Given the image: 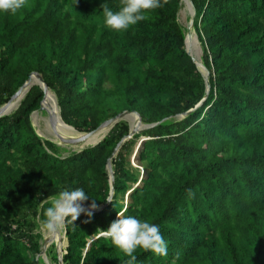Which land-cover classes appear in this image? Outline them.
<instances>
[{
    "label": "trees",
    "instance_id": "obj_1",
    "mask_svg": "<svg viewBox=\"0 0 264 264\" xmlns=\"http://www.w3.org/2000/svg\"><path fill=\"white\" fill-rule=\"evenodd\" d=\"M104 3L117 11L120 0H28L0 12V107L37 73L80 133L125 111L150 126L130 138L121 121L62 157L32 124L45 97L33 85L0 117V264H39L37 218L49 196L75 188L97 210L65 224L64 264H127L98 232L118 212L158 225L168 245L167 256L137 249L135 264H264V0H192L208 94L185 49L181 0L120 32L104 26ZM143 137L138 185L129 158ZM49 253L58 263L54 244Z\"/></svg>",
    "mask_w": 264,
    "mask_h": 264
},
{
    "label": "clouds",
    "instance_id": "obj_2",
    "mask_svg": "<svg viewBox=\"0 0 264 264\" xmlns=\"http://www.w3.org/2000/svg\"><path fill=\"white\" fill-rule=\"evenodd\" d=\"M167 0H164L166 3ZM161 0H120L119 9L113 11L107 3L101 5L105 17L104 26L111 31H126L131 26L147 19V13L164 6ZM28 5V0H0V12L16 14ZM190 197L194 196L191 189ZM89 198L83 188L63 190L56 195L49 196L50 206L44 211V218L39 221L38 230L50 236L58 234L66 223L75 222L83 213L89 218L97 209L96 200L89 209L82 206ZM106 202H112L109 194ZM71 218L70 220L68 218ZM117 220L113 221L106 231L98 230L104 237L110 238L115 248L129 257L127 264H135L137 249L151 251L157 256H167L168 245L160 233L159 226L147 220H140L134 216L117 213ZM89 221H85L87 223ZM178 258V257H177Z\"/></svg>",
    "mask_w": 264,
    "mask_h": 264
},
{
    "label": "rangeland",
    "instance_id": "obj_3",
    "mask_svg": "<svg viewBox=\"0 0 264 264\" xmlns=\"http://www.w3.org/2000/svg\"><path fill=\"white\" fill-rule=\"evenodd\" d=\"M180 9L181 10H180V14H179V23L181 24L182 27H184L185 29H188L192 16L189 14H186L184 12V10H182L181 7H180ZM192 38H193L192 46L195 47V52L197 53L199 59H201L202 55H203V51H202V48L199 44L198 37L195 35ZM191 50H192V48H191ZM54 96L56 97L55 93H54ZM56 101H57V97H56ZM57 105H58V101H57ZM58 108H59V105H58ZM59 111H60V108H59ZM179 118H181V117H179ZM179 118H177V120H179ZM31 119H32V124H33L34 128L41 135V138L44 141H50V142L55 143L57 146L60 147L58 154L61 155L62 157H67V156L71 155L72 153L79 152L82 149H84L86 146L92 145V144L97 143L99 141V140L88 141L87 144L82 145V146L81 145L64 144L59 137V136L63 137L58 131L59 127H57V125L55 126L53 123V121L55 120V116L53 115L52 112L45 110V109L39 110V111L33 113ZM121 121L129 123V121H126L125 118ZM129 125H130V123H129ZM145 139H146V137H143L137 141V143L134 147V151L129 158L130 163L135 170V174L140 180L138 185L141 184L140 182L145 178L146 172H147L143 163L139 159L140 151L142 150L141 146H142V143ZM138 185H136V186H138ZM128 202H129V197L127 196L125 199V203H128ZM38 224H39V221H38ZM37 233L42 234V238L40 239V252L36 256L38 263L39 264H60V261L58 263L53 261V258L51 257V255L49 253V248L54 244L57 248V251H58V257H59L60 252L62 250L64 251V249L66 248V245H67V239H66V235H65V233H66L65 232V226L58 234H56L54 236H50L44 232L39 231L38 227H37ZM48 238L51 240H47ZM57 242H59L60 244H58ZM58 248H60V249H58Z\"/></svg>",
    "mask_w": 264,
    "mask_h": 264
},
{
    "label": "water",
    "instance_id": "obj_4",
    "mask_svg": "<svg viewBox=\"0 0 264 264\" xmlns=\"http://www.w3.org/2000/svg\"><path fill=\"white\" fill-rule=\"evenodd\" d=\"M190 1V3H191V5H192V8H193V14H192V18H191V20H190V27L187 29V35L188 36H190L191 34L193 35V33H195V31H194V18H195V15H196V11H195V8H194V5H193V3H192V0H189ZM194 35H196V33L194 34ZM186 43H187V36H186V39H185V49H186V51H187V53L191 56V58H192V60H193V62L196 64V66L198 67V70L202 73V75H203V77L205 78V80H206V84H207V94H208V92H209V88H210V84H209V72H208V70L205 68V66L203 65V63H202V60L201 59H196V58H194V56L193 55H191V53L188 51V49H187V46H186ZM34 78H36L37 79V82L36 83H34V84H32L31 85V81H32V79H34ZM35 84H39V85H41L42 87H43V90H44V92H45V96H46V93H47V91L49 90L48 89V87H47V85L44 83V80H43V78L39 75V74H37V73H35V74H33L29 79H28V81H26L24 84H23V86L15 93V95L11 98V100L7 103V104H5V105H3L2 107H0V117H3V116H5V115H8L7 113H5V111H6V109H7V107L9 106V104L13 101V99L14 98H16L19 94H20V92L25 88V87H27V86H29V89L33 86V85H35ZM29 91V90H28ZM45 98V97H44ZM43 101H44V99H43ZM43 103V102H42ZM39 110H43V107H42V104H41V107H40V109ZM33 115V114H32ZM128 115H133V116H135L136 118H137V126H138V129H132L131 127V130H130V135H129V137L131 138V137H133L134 135H136V134H139V133H141V132H143L145 129H148L150 126H144L143 124H142V121H141V117H140V115L139 114H136V113H129V112H127V111H125V112H123V113H120V114H118V115H116L115 117H112V118H110V119H108L106 122H104L101 126H100V128L99 129H109V132L112 130V128H114V126L117 124V123H119V122H121V120L123 119V117H126V116H128ZM32 117V116H31ZM143 125V126H142ZM69 126V125H68ZM69 127H71V126H69ZM73 128V127H72ZM98 129V130H99ZM98 130H95V131H90V132H88V133H80V132H78V131H76V133H79L81 136L80 137H74V138H69V139H67V138H63V137H61V136H59L60 137V139H61V141L64 143V144H76V143H80V142H82V141H84L85 139H87L88 137H90L91 135H93L95 132H97ZM37 132V131H36ZM37 134L41 137V135L37 132ZM107 136V135H106ZM106 136H104L101 140H99L97 143H95V144H93V145H91V146H89V147H93V146H96L98 143H100ZM145 141V140H144ZM83 150V149H82ZM81 150V151H82ZM118 152V148L115 150V154ZM115 156V155H114ZM114 156H112L111 157V159H110V162H109V165H108V171H109V176H110V184H111V189H112V193H113V187H114V184H115V176H114V170H113V165H112V163H111V161H112V159H113V157ZM82 206L84 207V208H86V209H89L90 207H87V206H85V205H83L82 204ZM102 208V207H101ZM97 210V209H96ZM96 210H94L93 212H95ZM58 249H60V248H58ZM65 253H64V251L62 250L61 252H60V254H59V261H60V264H64L63 263V255H64Z\"/></svg>",
    "mask_w": 264,
    "mask_h": 264
},
{
    "label": "bare ground",
    "instance_id": "obj_5",
    "mask_svg": "<svg viewBox=\"0 0 264 264\" xmlns=\"http://www.w3.org/2000/svg\"><path fill=\"white\" fill-rule=\"evenodd\" d=\"M181 8H182V10H184V12L186 14H189V15L192 16V14H193V8H192V5H191V3H190L189 0H181ZM186 36H187L186 46H187L188 51L191 53V55L194 56V58L199 59L197 53L195 52V47L192 46V44H193V38L192 37L195 36L194 33H193V35L191 34L190 36H188L186 34ZM191 48H192V50H191ZM36 82H37V79L36 78L32 79L31 85L34 84V83H36ZM28 90H29V86L25 87L20 92V94L16 98H14L13 101L9 104V106L7 107L5 113L10 114V113L14 112L19 107V105L21 104V102H23L24 98L27 95ZM44 100H45V102L43 101L44 102V105L42 103V107H43V109L52 112L53 115L55 116V120L53 121V123H54L55 126L57 125V127H59V129H58L59 133L64 138H67V139L74 138V137H80L81 135L79 133H76V131H75L74 128L69 127L63 121V119L61 117V113H60L59 108H58V105H57L56 97L54 96V93L51 90H48L47 91ZM124 118H125L126 121H129L130 126H131L132 129H138V126H137V118L135 116L128 115L127 117H123V119ZM64 128L66 130H68L69 132L68 133H65ZM108 133H109V129H99L97 132H95L93 135H91L90 137H88L84 141H82L80 143L72 144V145H81L82 146V145L87 144L88 141L101 140ZM47 240H51V239L48 238ZM57 243L60 244L59 242H57Z\"/></svg>",
    "mask_w": 264,
    "mask_h": 264
}]
</instances>
